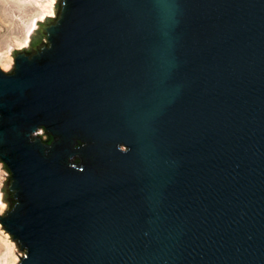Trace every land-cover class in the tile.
Wrapping results in <instances>:
<instances>
[{
  "label": "water",
  "instance_id": "1",
  "mask_svg": "<svg viewBox=\"0 0 264 264\" xmlns=\"http://www.w3.org/2000/svg\"><path fill=\"white\" fill-rule=\"evenodd\" d=\"M30 37L0 67L20 264H264V0H57Z\"/></svg>",
  "mask_w": 264,
  "mask_h": 264
},
{
  "label": "rangeland",
  "instance_id": "2",
  "mask_svg": "<svg viewBox=\"0 0 264 264\" xmlns=\"http://www.w3.org/2000/svg\"><path fill=\"white\" fill-rule=\"evenodd\" d=\"M56 1L57 0H55L52 6V13L48 12L45 14L39 2L44 5L48 0H0V67L2 69L9 71L14 64L12 51L28 47L31 42L30 35L39 27L47 16H55ZM9 58L13 61L11 66L8 63ZM41 134L45 137L44 131H41ZM8 176L9 172L0 160V206H2L0 208V214H3L9 207V202L3 191ZM4 232H6V230H4L0 223V245H3L1 240L5 237ZM8 235L9 238L14 241L16 253H18L21 258L24 251L19 249L17 242L13 240L9 233ZM18 264H20V260Z\"/></svg>",
  "mask_w": 264,
  "mask_h": 264
},
{
  "label": "bare ground",
  "instance_id": "3",
  "mask_svg": "<svg viewBox=\"0 0 264 264\" xmlns=\"http://www.w3.org/2000/svg\"><path fill=\"white\" fill-rule=\"evenodd\" d=\"M55 0H48L47 3L42 5L43 3H40V6L43 7V10L46 13H50L53 11L52 6L54 4ZM52 13V12H51ZM44 14V16H45ZM43 16V17H44ZM13 61L9 58L8 63L11 66ZM5 65V64H4ZM2 206H0L1 208ZM3 231V230H2ZM5 237L3 238L2 243L3 245H0V264H18V261L20 260L19 254L16 253V245L14 241H12L9 238L8 233L4 232ZM2 238V237H1Z\"/></svg>",
  "mask_w": 264,
  "mask_h": 264
},
{
  "label": "trees",
  "instance_id": "4",
  "mask_svg": "<svg viewBox=\"0 0 264 264\" xmlns=\"http://www.w3.org/2000/svg\"><path fill=\"white\" fill-rule=\"evenodd\" d=\"M39 31H40V38H39V40H37V41H42L43 40V38H44V34L41 32V30L39 29ZM44 135H45V137H44V139H49V135L46 133V132H44ZM4 192H5V196H6V198H7V201L9 202V206H10V203H11V198L8 196V194H7V192L4 190Z\"/></svg>",
  "mask_w": 264,
  "mask_h": 264
}]
</instances>
